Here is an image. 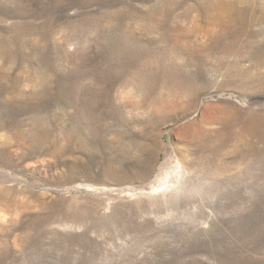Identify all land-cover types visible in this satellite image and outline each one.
Instances as JSON below:
<instances>
[{
    "label": "rangeland",
    "instance_id": "obj_1",
    "mask_svg": "<svg viewBox=\"0 0 264 264\" xmlns=\"http://www.w3.org/2000/svg\"><path fill=\"white\" fill-rule=\"evenodd\" d=\"M0 264H264V0H0Z\"/></svg>",
    "mask_w": 264,
    "mask_h": 264
},
{
    "label": "bare ground",
    "instance_id": "obj_2",
    "mask_svg": "<svg viewBox=\"0 0 264 264\" xmlns=\"http://www.w3.org/2000/svg\"><path fill=\"white\" fill-rule=\"evenodd\" d=\"M180 68V67H179ZM176 69H177V71H176ZM144 72H149V71H147V68L146 69H144L143 70ZM167 71H168V73L170 74V82H175L176 84H178V85H180V87H184V86H186V85H182L181 84V81H179V77L176 75V76H174V73L175 72H178V74L181 76V77H183V78H186V76H185V72H182V71H180V70H178V68L177 67H174V66H169L168 68H167ZM153 79V78H152ZM35 84H36V82H35ZM34 84V85H35ZM37 86H41L42 84L40 83L39 84V82L36 84ZM35 85V86H36ZM177 85V86H178ZM43 87V86H42ZM44 88V87H43ZM42 90V89H41ZM44 90V89H43ZM41 92V91H40ZM88 129H89V127H88ZM95 130V129H94ZM93 129H92V131L90 130V132H93L94 131ZM96 131V130H95Z\"/></svg>",
    "mask_w": 264,
    "mask_h": 264
}]
</instances>
